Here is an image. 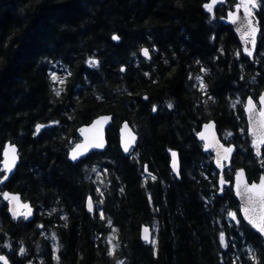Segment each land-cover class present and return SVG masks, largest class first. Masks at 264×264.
I'll return each instance as SVG.
<instances>
[{"label": "trees", "instance_id": "trees-1", "mask_svg": "<svg viewBox=\"0 0 264 264\" xmlns=\"http://www.w3.org/2000/svg\"><path fill=\"white\" fill-rule=\"evenodd\" d=\"M210 1L0 0V180L5 144L20 155L0 186V254L12 264H264V237L243 222L232 187L220 193L197 139L214 120L238 147L226 181L240 167L249 181L264 174V149L257 158L240 136L242 102L264 92V5L251 62L222 22L238 0L213 11ZM104 114L113 116L107 150L69 161L80 127ZM125 121L138 135L129 156ZM4 190L32 203L33 221L11 218Z\"/></svg>", "mask_w": 264, "mask_h": 264}, {"label": "water", "instance_id": "water-1", "mask_svg": "<svg viewBox=\"0 0 264 264\" xmlns=\"http://www.w3.org/2000/svg\"><path fill=\"white\" fill-rule=\"evenodd\" d=\"M227 0H211L210 6L217 8L226 3ZM260 6L258 0H256L255 7L251 4L247 5V11L242 0H238L235 8L227 12V15L222 19L225 25H229L236 33L242 49V54L254 62L257 48L259 44V37L261 34L260 18L258 12ZM230 13L232 15H230ZM254 41V42H253ZM147 50L148 55L144 54ZM251 52V55L248 54ZM142 56L145 59H151V53L149 48L144 47L141 51ZM264 97V92L254 99L249 96L245 100L244 113L247 122V133L252 137L253 152L257 158H261L263 154L264 143L261 142V138L264 137V116H261V111H264V103L261 102V98ZM146 99V98H145ZM249 100L254 105L250 110ZM113 123L112 115H100L93 119L90 124L83 125L79 129L80 141L70 150L68 159L72 163L76 164L81 160L87 158L94 152H105L108 148V129ZM203 137V138H202ZM197 139L203 144V151L205 153L213 151V163L215 168L219 171V188L223 190L227 184L225 180V170L231 167L233 157L237 153V147L235 144H226L220 138L217 124L214 120L203 123L201 126ZM138 135L134 131L129 122L125 121L121 123L119 129V145L125 156H129L131 151L137 146ZM232 149L230 153L225 152V149ZM76 154V159H73V154ZM175 153V156H173ZM20 163L19 148L16 144L7 142L3 150L2 169L5 173L4 177L0 180V185H5L15 174L17 167ZM169 167L173 175L177 178H181V157L178 150H172L170 153ZM264 174H261L257 181H249L247 170L244 167H240L236 170L233 181V193L240 206V215L244 223H246L254 232L264 237V233L258 230V227H254L253 223H249L251 218L257 225L261 223L260 217L264 216V205H261L258 201L249 203V195L246 191V186L252 184L260 185ZM223 181V183L221 182ZM16 197L17 199H12ZM3 200L8 205V213L12 219H19L23 217L26 222H31L35 218V207L29 201H24L21 194L17 192H11L4 190ZM89 202H91L92 210H89ZM86 208L92 212L94 209L92 197H88L86 200ZM247 210V212H246ZM147 229V232L145 231ZM141 239L147 244L153 242V230L149 226H144L141 229ZM7 264H10L8 259ZM4 264V261H0Z\"/></svg>", "mask_w": 264, "mask_h": 264}, {"label": "snow or ice", "instance_id": "snow-or-ice-1", "mask_svg": "<svg viewBox=\"0 0 264 264\" xmlns=\"http://www.w3.org/2000/svg\"><path fill=\"white\" fill-rule=\"evenodd\" d=\"M214 2H215V0H214ZM242 3L245 5L246 11H247V5L251 4L253 7H255L256 0H242ZM207 7L209 8V10H211L210 5ZM230 15H232V14L230 13ZM113 39H117V37H113ZM144 54L146 56L148 55L147 50L144 51ZM248 54L251 55V52H248ZM90 63H95V62H90ZM261 102L264 103V97L261 98ZM248 103H249L250 110H251V108H253L254 105L252 104L251 100H249ZM260 115L264 116V111H261ZM261 142L264 143V137L261 138ZM231 151H232V149H230V148L225 149V152L230 153ZM173 156H175V153H173ZM72 158L76 159L75 153L73 154ZM221 182L223 183V181H221ZM246 191L248 193H250L249 203H253V202L258 201L261 205H264V179H262L260 185L252 184L251 186H246ZM12 199H17V198L13 197ZM89 210L90 211L92 210L91 202H89ZM246 212H247V210H246ZM230 215L232 216L233 219H236L235 214H230ZM246 218L249 219V223H253L254 227H258V230L261 233H264V216L260 217L261 223L259 225H257L251 218L247 217V215H246ZM145 231L147 232V229H145ZM223 241H224V237H223V235H221V242L223 243ZM20 252H21V254H23L24 249L21 248ZM0 261H4V264H7V260L3 256H0Z\"/></svg>", "mask_w": 264, "mask_h": 264}, {"label": "rangeland", "instance_id": "rangeland-1", "mask_svg": "<svg viewBox=\"0 0 264 264\" xmlns=\"http://www.w3.org/2000/svg\"><path fill=\"white\" fill-rule=\"evenodd\" d=\"M258 3H259V6L260 7H262L263 5H264V0H258ZM210 5V4H209ZM219 7V6H218ZM209 9V8H208ZM216 8H213V7H211V11H213V10H215ZM233 10V9H232ZM57 69H62L63 70V68L61 67V66H59V65H56L55 66V75H56V77L58 78V76L60 77L61 76V73L60 72H58V73H56L57 72ZM59 79V78H58ZM201 86L204 88V83H202L201 84ZM241 102V100L239 99V98H237L236 99V102H235V106L237 105V104H239ZM242 104H243V110H244V106H245V100L242 102ZM244 116H245V113H244ZM246 118V117H245ZM197 134V133H196ZM240 136L242 137V139L244 140V139H247V135H248V133H247V131L246 130H244V131H242V132H240ZM233 134H232V132H230V131H228V130H224V134H223V139H224V141L225 142H229L230 143V141H231V139L233 138ZM249 136V135H248ZM222 139V138H221ZM80 141V140H79ZM78 141V142H79ZM77 142V143H78ZM240 145L239 146H241V145H243V143H239ZM76 145V143L72 146V148L74 147ZM71 148V149H72ZM242 149H244V147L242 148ZM70 152V151H69ZM132 152V151H131ZM243 152V151H242ZM210 155H211V157H212V159H214L213 158V153H210ZM217 170V169H216ZM99 173V172H98ZM235 173H236V171H235ZM98 176H99V174H98ZM225 180H226V178H225ZM227 182V181H226ZM227 188V186L225 185L224 186V188H223V190L222 191H220V192H224L225 191V189ZM232 190H233V187H232ZM231 216V215H230ZM232 217V216H231ZM237 219V218H236ZM244 222V221H243ZM114 237H115V234H114V232H112L111 234H110V237H109V241L111 242V243H113V240H114ZM54 242V241H53ZM55 245H56V243H55ZM9 261V260H8ZM10 262V261H9ZM0 264H2L1 262H0ZM10 264H11V262H10Z\"/></svg>", "mask_w": 264, "mask_h": 264}, {"label": "flooded vegetation", "instance_id": "flooded-vegetation-1", "mask_svg": "<svg viewBox=\"0 0 264 264\" xmlns=\"http://www.w3.org/2000/svg\"><path fill=\"white\" fill-rule=\"evenodd\" d=\"M249 137V139H248V142H250V147H251V149H253V145H252V137H250V136H248ZM200 144H201V147L203 148V144L200 142ZM228 144H230V143H228ZM237 147V146H236ZM237 149H238V147H237ZM264 149V148H263ZM209 152H211V153H213V151H209ZM214 154V153H213ZM233 159H234V157H233ZM233 161V160H232ZM226 186L227 187H229V186H231V187H233V184H231L230 182H227V184H226ZM0 256H5V255H3V254H0Z\"/></svg>", "mask_w": 264, "mask_h": 264}]
</instances>
